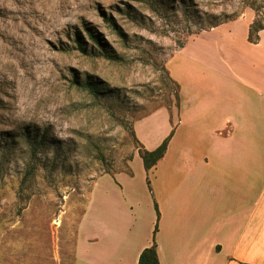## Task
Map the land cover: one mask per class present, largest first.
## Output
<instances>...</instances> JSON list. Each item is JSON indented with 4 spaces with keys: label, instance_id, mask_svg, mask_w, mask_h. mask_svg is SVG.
<instances>
[{
    "label": "rangeland",
    "instance_id": "374dc122",
    "mask_svg": "<svg viewBox=\"0 0 264 264\" xmlns=\"http://www.w3.org/2000/svg\"><path fill=\"white\" fill-rule=\"evenodd\" d=\"M153 1L0 0V264H82L87 238L104 231L94 214L111 233L104 243L128 234L134 199L140 214L155 212L156 178L174 148L204 145L206 129L225 132L213 112L224 119L242 101H264V31L259 44L247 41L253 0ZM255 2L262 16L264 0ZM79 35L95 55L78 49ZM73 76L92 78L101 94ZM180 96L192 109L218 105L180 124ZM25 129L45 132L47 145L34 148L18 135ZM175 131L167 159L147 174L134 132L153 151Z\"/></svg>",
    "mask_w": 264,
    "mask_h": 264
},
{
    "label": "crops",
    "instance_id": "0c3cea01",
    "mask_svg": "<svg viewBox=\"0 0 264 264\" xmlns=\"http://www.w3.org/2000/svg\"><path fill=\"white\" fill-rule=\"evenodd\" d=\"M257 103L264 108V101L249 99L224 119L213 112L208 118L218 120L214 122L220 127L227 125L225 132L206 129L198 142L204 145L174 148L172 164L156 178L159 218L156 210L140 214L134 199L131 231L104 243L111 233L94 214L104 231L99 238H87L94 243L82 264H138L141 253L153 244L155 226L160 264H264V117ZM216 105L208 101L192 109L180 96V124L195 126ZM178 134L174 132L164 159L149 173L167 159Z\"/></svg>",
    "mask_w": 264,
    "mask_h": 264
},
{
    "label": "trees",
    "instance_id": "16d2710c",
    "mask_svg": "<svg viewBox=\"0 0 264 264\" xmlns=\"http://www.w3.org/2000/svg\"><path fill=\"white\" fill-rule=\"evenodd\" d=\"M256 0H253L249 6L258 14V17L254 20V22L250 25L248 30V37L247 40L252 45H257L260 43L261 40V32L264 31V13L262 16H259V13L261 12V8H257L256 6ZM159 3H163V0H154L153 4L157 5ZM107 24L113 29L116 27L115 22L112 18L108 19L106 18ZM215 26H219V24H214ZM84 31H86L91 39V41L99 46L106 54L105 57L114 60L115 57L111 55L107 51V46H104L102 44V41L100 38H98L93 30H91L87 25H84ZM77 44L79 45L78 49L85 53L88 56H93L96 54V52L89 50L88 45L84 43L82 40V37L79 35V37L76 39ZM109 49V48H108ZM100 53V52H99ZM73 83L79 88L86 89L94 96L95 98L101 94V87L99 86L98 82L92 81V78L88 77L87 80H78L76 76H73ZM179 89V85H178ZM178 106L180 104V98L177 99ZM19 137H24L30 145H32L34 148H40L44 145H47L46 141V134L45 132H37V134L32 135L30 133V130H24L22 133L18 134ZM174 135V132H171L170 135L161 143V145L156 148L153 151H148L144 148L142 143L138 140L136 133L134 132L135 140L140 145L138 148L139 156L142 159L144 170L149 173L151 170H153L157 164L164 159L168 146L170 144V141L172 140ZM4 137L2 136L0 138V148L2 150H5V147H7L6 142H4ZM11 140H14V137L11 138ZM155 210L157 212V217L159 218V212L157 209V206H155ZM157 232V226H155L154 230V238H153V244L146 248L140 255L139 263L138 264H160L158 252H157V244L155 241V234Z\"/></svg>",
    "mask_w": 264,
    "mask_h": 264
}]
</instances>
